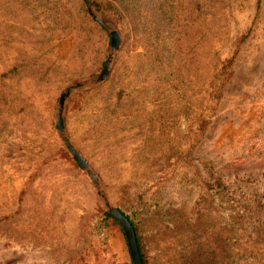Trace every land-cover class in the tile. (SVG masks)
Masks as SVG:
<instances>
[{"label": "rangeland", "instance_id": "1", "mask_svg": "<svg viewBox=\"0 0 264 264\" xmlns=\"http://www.w3.org/2000/svg\"><path fill=\"white\" fill-rule=\"evenodd\" d=\"M91 1L122 44L64 126L108 200L135 213L156 264H184L221 237L219 204L192 227L181 199L208 166L242 230L224 264H264V0ZM110 49L83 0H0V264L130 263L119 230L93 232L106 210L56 127L61 95Z\"/></svg>", "mask_w": 264, "mask_h": 264}, {"label": "trees", "instance_id": "2", "mask_svg": "<svg viewBox=\"0 0 264 264\" xmlns=\"http://www.w3.org/2000/svg\"><path fill=\"white\" fill-rule=\"evenodd\" d=\"M109 9L115 14L123 12V10H121V8L114 3H110ZM187 176L188 175L185 177H178L177 180H186ZM201 177L203 179V186H200V189L192 187L191 190L185 189L181 193V199H183V203L186 204L184 212L187 216L185 218L188 219V221L190 220L193 222L192 227L196 226L202 221L204 212H206L209 209L210 204L214 202L219 204V213L222 217V223L224 224L221 227V237L217 238L218 245L215 246L216 250H212L208 253V255H206V253L199 248L191 250L192 255H190V257L187 256L184 260V264H224V258L226 256L228 257L227 254L233 247L232 242L234 236L239 235L238 232L242 230H240L239 224L234 222L232 212L223 208L225 199L222 198V196L225 195L226 192L224 184H222L220 180L213 177L211 169L208 166H203ZM188 181L191 183L192 180L190 179ZM185 185L186 183L183 184V186ZM138 202L140 207L147 206L142 202L141 197H138ZM120 211L134 227L143 264H156L155 255L152 254V250L150 249L145 233L139 227L135 213L129 214L123 210ZM90 225L94 233L103 237L105 244H107L110 240V236L107 234V231L111 228H116L126 238L122 225L112 215L105 211L100 210L95 213L91 218ZM188 225H190V223ZM128 264H134L132 258Z\"/></svg>", "mask_w": 264, "mask_h": 264}, {"label": "water", "instance_id": "3", "mask_svg": "<svg viewBox=\"0 0 264 264\" xmlns=\"http://www.w3.org/2000/svg\"><path fill=\"white\" fill-rule=\"evenodd\" d=\"M87 6V9L89 11V14L91 17L104 28L110 38H111V51L107 55L104 70L99 78H92L83 82H79L73 86H70L65 90V92L61 95L58 107H57V113H56V127L59 137L61 138L66 150L70 153V155L78 162V164L81 166L83 171H85L92 181L96 191L97 196L101 203L103 204L105 210L107 213L112 215L123 227L125 231V235L128 241L130 253L132 256V260L134 264H143L140 250L137 244V238L136 233L134 230V227L132 223L126 218L124 214L117 208L116 206L112 205L110 201L108 200V197L106 196L105 191L101 187L100 178L97 176V174L90 168L86 160L83 158V156L80 154V152L76 149V147L72 144L70 141L66 129L64 126V115H65V109L66 104L69 98L76 93L80 89H84L89 87L92 84L105 82L112 71L113 62L115 58V52H117L120 49V46L122 44V38L120 34L116 31H109L107 27L104 25V23L101 21L99 16L94 11V4L91 0H83Z\"/></svg>", "mask_w": 264, "mask_h": 264}]
</instances>
